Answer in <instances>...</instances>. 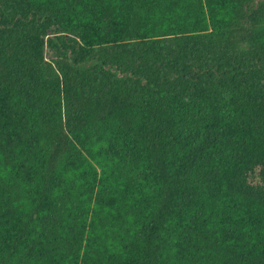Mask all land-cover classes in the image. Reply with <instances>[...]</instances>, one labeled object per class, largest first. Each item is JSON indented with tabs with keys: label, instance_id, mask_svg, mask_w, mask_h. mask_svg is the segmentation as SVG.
Instances as JSON below:
<instances>
[{
	"label": "trees",
	"instance_id": "16d2710c",
	"mask_svg": "<svg viewBox=\"0 0 264 264\" xmlns=\"http://www.w3.org/2000/svg\"><path fill=\"white\" fill-rule=\"evenodd\" d=\"M0 264H264V0H0Z\"/></svg>",
	"mask_w": 264,
	"mask_h": 264
}]
</instances>
